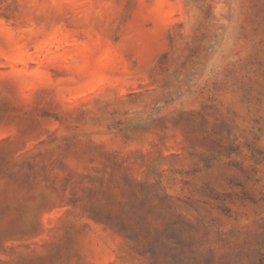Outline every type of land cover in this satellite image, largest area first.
I'll use <instances>...</instances> for the list:
<instances>
[{"label":"rangeland","instance_id":"rangeland-1","mask_svg":"<svg viewBox=\"0 0 264 264\" xmlns=\"http://www.w3.org/2000/svg\"><path fill=\"white\" fill-rule=\"evenodd\" d=\"M0 264H264V0H0Z\"/></svg>","mask_w":264,"mask_h":264}]
</instances>
